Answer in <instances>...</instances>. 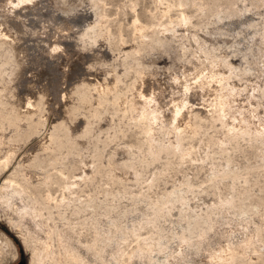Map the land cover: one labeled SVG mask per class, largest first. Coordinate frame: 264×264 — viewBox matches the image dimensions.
<instances>
[{"label":"rangeland","instance_id":"obj_1","mask_svg":"<svg viewBox=\"0 0 264 264\" xmlns=\"http://www.w3.org/2000/svg\"><path fill=\"white\" fill-rule=\"evenodd\" d=\"M1 1L0 22L19 46L20 57H24L27 62L25 69L22 68L24 74L21 70V78H18V83L16 81V90L21 96L31 85L33 91L30 93L33 95L46 87L49 91H46L47 102L54 107L50 111L44 110L43 103L37 98L33 111L35 114L27 115L21 124V132L19 130L15 135L17 147L16 143L10 147V151L15 152L13 162L10 161L6 169H0V182L5 177H11L25 189L30 202L33 199L40 204L41 216L49 220L40 232L51 236L53 247L57 246L56 233L62 231L70 241L88 244L92 249L90 255L95 260L114 256L113 264L118 258L116 264H126V258L129 257L126 255L139 246L137 248L143 249L141 264H149L150 248L156 256L170 252L169 255H159L162 264H202L201 256L205 252H213L210 250L215 251L225 242L227 225L219 224V219L220 206L226 204L227 215L233 219L235 227L245 228L246 231L242 230L251 240L245 251L238 245L236 249L234 246L233 250H238L237 253L234 251L238 254L233 260L234 264H264V136L242 134L238 137L225 136L222 140L226 128L222 127L223 131L218 120L200 117L196 110L194 113L197 116L192 118L193 127L196 128H193V134L184 132L180 146L173 148L174 151L163 149L153 155L146 142L147 136L141 130L144 121L134 119L132 109L129 110L132 108V86L139 77L145 81L143 88H147V83L154 80L165 87L169 76L180 73L181 68L188 69L190 62L196 59L205 63L208 58L218 59L223 55L234 67L235 73H232L230 81L240 87L246 86V91L250 93L253 85H262L261 88H264V63L260 62L258 54L264 49V0H167L171 8L166 13L157 10L152 0H35L33 5L29 3V7H24L25 10L21 5L19 8ZM245 4L252 12L244 11ZM183 11L189 18V29L194 33L180 28L178 16ZM94 19L93 29L89 26L84 30L82 26L94 22ZM135 20L146 27L141 33L148 35L138 32V36L134 31ZM171 28L177 30V34ZM103 32L105 36L93 43L95 36ZM63 34L69 37L65 39ZM176 35L178 38L181 36L184 47L180 46ZM57 38L62 43V49L54 53L50 51V46ZM8 45L0 42V66L12 70L16 67V57ZM133 47L137 48L134 50ZM204 47L208 49L204 50ZM62 70H65L64 74ZM110 76L115 77L117 86L114 85L104 95V100L99 96L95 98L92 79L101 81ZM71 88L74 93L72 91L73 96L69 97L68 90ZM169 89L165 91L163 101L168 100L172 90ZM84 93L87 97L90 95L89 99ZM96 99H99L100 104ZM70 101L73 103H70L72 112L70 110V115L67 113L69 118L66 114L65 120L72 122L70 131H66L65 122L62 123L65 126L61 124V109ZM91 102L97 107L91 106ZM118 103L120 106L122 104L119 108ZM74 104L77 111L73 110L76 109ZM258 106L259 113L264 114V106ZM199 107H202L201 104ZM5 112V107L0 106V114L4 115ZM72 113H75L73 117ZM1 126L8 130L7 120H3ZM34 127L35 130L40 129L36 130L38 133ZM47 131L53 135L52 150L38 149L29 165H25V168L18 165L20 156L43 138ZM4 149L0 156L7 152ZM24 171L28 172L29 178ZM83 171L88 172L87 176ZM131 172L135 174L133 178ZM179 185H182V189ZM225 200L231 202L229 206ZM10 208L6 205L2 207L3 217L0 216V264H15L21 259L29 264L30 248L38 245L37 234L19 222L29 246L27 248L15 229L8 224L16 220ZM231 214L237 216L232 217ZM132 218L134 220L131 221ZM105 235L108 239H105ZM181 242L180 247L178 245ZM115 252H119L118 256ZM86 257L87 254L85 257L83 255L84 260ZM172 258L175 261H171ZM42 264H52V261L47 258ZM91 264L97 263L94 261Z\"/></svg>","mask_w":264,"mask_h":264},{"label":"bare ground","instance_id":"obj_2","mask_svg":"<svg viewBox=\"0 0 264 264\" xmlns=\"http://www.w3.org/2000/svg\"><path fill=\"white\" fill-rule=\"evenodd\" d=\"M40 1V0H39ZM154 1L155 7H157V10L159 9L161 12H168L170 7V3L167 0H152V2ZM180 2V0H178ZM177 1V2H178ZM185 1V0H184ZM181 1V2H184ZM245 1V0H243ZM3 4H12L14 6H19L21 5V7H23V9L25 10V8L28 6L29 7V3H31L33 5V2H35V0H2L1 1ZM174 2V1H173ZM180 5H182V3H179ZM221 2V1H220ZM225 2V1H224ZM186 3V2H185ZM195 3V2H194ZM227 3V2H226ZM225 3V4H226ZM2 4V5H3ZM30 4V5H31ZM90 4V3H89ZM88 4V5H89ZM94 4V2H93ZM173 4V3H172ZM171 4V6H172ZM177 4V3H176ZM177 4V5H178ZM199 4V3H198ZM222 4V2H221ZM31 5V6H32ZM37 4H35L36 6ZM133 5V4H132ZM13 6V7H14ZM90 6V5H89ZM94 6V5H92ZM179 6V5H178ZM184 6V4H183ZM225 6V5H224ZM227 6V5H226ZM246 6V4H245ZM250 6V5H249ZM4 7V6H3ZM5 7H8L7 5ZM10 7V6H9ZM25 7V8H24ZM33 7V6H32ZM180 7V6H179ZM2 8V7H1ZM20 8V6H19ZM174 8V7H173ZM185 8V7H184ZM243 8V7H241ZM15 9V8H14ZM180 9V8H178ZM238 9V8H237ZM244 9V8H243ZM8 10V9H7ZM226 10V9H225ZM228 10V9H227ZM226 10V11H227ZM247 10H250L252 12L251 8H247V6L245 7V12ZM258 10V9H257ZM179 11V10H178ZM233 10H231L232 12ZM238 11V10H237ZM241 11V9L239 10ZM238 11V14H239ZM243 11V10H242ZM243 11V12H244ZM256 11V9H255ZM9 11H7L8 13ZM229 12V11H228ZM242 12V13H243ZM20 13V12H19ZM18 13V14H19ZM154 13V12H153ZM157 13V12H156ZM163 13V14H164ZM237 13V12H236ZM241 13V12H240ZM254 13V10H253ZM257 13V12H256ZM259 13V12H258ZM257 13V14H258ZM11 14V13H10ZM152 14V13H151ZM216 14V13H215ZM228 14V13H227ZM231 14V13H230ZM261 14V13H260ZM217 15V14H216ZM215 15V17H216ZM225 15V14H224ZM229 15V14H228ZM233 14H231L232 16ZM262 15V14H261ZM24 16V15H23ZM154 16V15H153ZM241 16V14H240ZM7 17V16H6ZM10 17V16H9ZM136 17V16H135ZM180 19V25L182 28V30L187 31V29H189L190 27V23H189V18L188 16L185 14V12H181L180 16H178ZM218 17V15H217ZM216 17V18H217ZM226 17V16H225ZM224 17V18H225ZM230 17V16H229ZM228 17V19H229ZM221 19V17H219ZM232 18V17H231ZM264 18V17H262ZM134 19V18H133ZM132 19V20H133ZM136 19V18H135ZM215 19V18H214ZM219 19V21H220ZM226 19V18H225ZM139 20V19H138ZM218 20V18H217ZM177 21V20H176ZM92 22V23H91ZM179 22V21H178ZM91 23V24H90ZM93 23H95V19L94 22L90 21L89 23H85L83 29L85 30V28L87 27H91L93 29ZM134 24V28L136 31V33L138 34V32L141 33V31H143V29H146V27L144 25H142L140 22L136 21L133 22ZM81 25V24H80ZM79 25V26H80ZM83 25V24H82ZM97 25V23L95 24ZM147 25V24H146ZM76 26V25H75ZM74 28L77 29V26ZM101 26V25H99ZM161 26V25H159ZM165 26V25H164ZM173 26V25H172ZM179 25L177 24V27ZM6 27V26H5ZM102 27V26H101ZM133 27V26H132ZM145 27V28H144ZM173 28V27H172ZM171 28V29H172ZM179 28V29H180ZM194 28V27H193ZM191 27V29H193ZM198 28V27H197ZM80 29V28H79ZM161 29V28H160ZM167 29V28H166ZM165 29V30H166ZM169 29V28H168ZM195 29V28H194ZM87 30V29H86ZM95 30V29H94ZM100 30H103L100 28ZM155 30V28H154ZM164 30V31H165ZM170 30V29H169ZM168 30V31H169ZM190 30V29H189ZM196 30V29H195ZM82 31V30H81ZM107 31V30H106ZM171 31V30H170ZM173 31V29H172ZM175 31L177 32V30H174L173 32L175 33ZM192 31V30H190ZM98 32V31H97ZM193 32V31H192ZM139 33V34H140ZM194 33V32H193ZM196 33V32H195ZM69 34V33H68ZM86 34V33H85ZM107 34V33H105ZM138 34V36H139ZM142 35H144V33H141ZM177 34V33H175ZM174 34V35H175ZM65 35V39L66 38V34ZM141 35V37H142ZM148 35V34H145ZM144 35V36H145ZM179 35V34H178ZM178 35H176L177 39L180 40V46L184 47V41L183 39L181 40L180 37L178 38ZM258 35V34H257ZM60 36V35H59ZM62 36V35H61ZM104 32L103 33H98L97 36H95V38L93 39V43H97L96 41L99 40V38L101 39V37H104ZM143 36V37H144ZM173 36V35H172ZM253 36V35H252ZM64 37V36H63ZM69 37V35L67 36ZM174 37V36H173ZM60 38V37H58ZM54 39L52 41L51 44V49L50 51H54L58 52L60 51V49H62L61 45L62 43L59 41V39ZM196 38V37H195ZM258 38V37H257ZM104 40L106 38H103ZM102 39V41H104ZM140 39V38H139ZM176 40V39H175ZM256 40V39H255ZM62 41V40H61ZM100 41V40H99ZM0 42L9 44L11 46V48L13 49L14 53H15V57H16V67H14V69L12 70H6L3 67L0 66V106H4L6 112L4 113V115L0 114V153L2 152V150L4 148H6L7 152L5 154H3L2 156H0V169H6V167L10 164V161H12V157L14 156L13 151H10V147L12 145H14L16 143V136L21 128V124L23 122H25L24 120L26 119L27 115H29L30 113L32 114L33 111L35 112L34 108H35V103L37 101V98L39 97L40 101L43 103L44 106H42L43 108H45L44 110H48L50 111L52 109V106L47 102V94L46 93V87L41 88L39 90V92L37 93H33V95H31L33 90L31 89V85H28L26 88V91L28 92H24V94H22L21 96L18 94L16 88V81L18 80V78L22 75L21 73L24 74V71L22 70V68L25 67V63L26 59H24V57H20L22 56L21 54L19 55L20 51L18 49L19 46L16 45L14 38L9 35L6 31V29L2 26V23L0 22ZM48 42V41H47ZM258 42V41H257ZM49 44V45H50ZM257 44V43H256ZM8 45V46H9ZM47 46V45H46ZM135 46V45H132ZM187 46V45H186ZM252 46V45H251ZM132 48V47H131ZM134 48V47H133ZM137 48V47H135ZM134 48V50H135ZM208 49L204 47V50ZM46 50V49H45ZM49 50V49H48ZM131 50V49H130ZM184 50V49H181ZM202 50V48H201ZM260 50V49H259ZM137 51V50H136ZM135 51V53H136ZM133 52V51H131ZM130 52V53H131ZM206 53L208 51H205ZM212 52V51H211ZM50 53V52H49ZM210 54V52H208ZM93 54V53H92ZM257 54V53H256ZM260 55V62L264 63V49H262L259 53ZM122 55V53H121ZM120 55V56H121ZM125 55V54H124ZM185 55V54H184ZM202 55V54H201ZM204 55L206 56L207 54L204 53ZM213 55V54H212ZM211 55V56H212ZM93 56V55H92ZM96 56V54H95ZM204 56V58H205ZM210 56V55H209ZM216 56V55H215ZM258 56V55H257ZM124 57V56H123ZM218 57V56H216ZM223 57V55H222ZM221 56L218 59H209L207 56L206 58H208L206 60L205 63H202L201 61H197L193 60L190 62V65H188V69H182L180 70V73H173L171 76H169V78L167 79V82L165 83V87H162L161 84L159 83V81H151L148 84L147 88H143V85L145 83L143 77H139V79L133 84V89H132V96H131V106L130 107V111L132 109V116L134 117V119L136 118L137 120H143L144 121V125H143V130L144 133L146 134V138L148 139V144H149V148L150 151L153 155H156L160 150L162 151L163 149H166V151L173 149L175 147H178L179 143H180V139H181V135H185L183 134L184 132H191L193 134L194 130H193V125L194 123L192 122V118L195 115V111L197 110V114L199 113L200 117L203 118H210V119H215L218 120V122H220V126L222 129V127L226 128V134H222L225 136H229V137H238L239 135L242 134H251L256 136L262 135L264 136V114H260L259 111L257 110V106L258 105H262L264 106V88H261V86L259 85H253L252 88V92H248L246 91V86L244 87H240L236 84H234L232 81H230V77L231 75H233L232 73L234 72V67L227 61L225 60V56L222 58ZM184 58V56H183ZM94 59V58H93ZM185 60V59H184ZM187 60V59H186ZM2 63V61L0 62ZM185 63V62H184ZM4 64V63H3ZM260 66V64H259ZM6 67V66H5ZM184 68V67H183ZM25 69V68H24ZM21 70L23 72H21ZM190 70V71H189ZM21 72V73H20ZM62 73H65V70H62ZM235 73V72H234ZM264 73V72H262ZM21 74V75H20ZM140 75V73L138 74ZM141 76V75H140ZM21 78V77H20ZM26 78V77H25ZM83 78V77H81ZM80 79V78H79ZM78 79V80H79ZM85 79V78H84ZM91 79V78H90ZM137 79V78H136ZM21 80V79H20ZM82 80V79H81ZM80 80V81H81ZM94 80L93 85H94V90H95V98H98V96L100 98H104V95L106 93H108L113 87L114 85H116L115 83L117 81H115V77L114 76H110V78H105L102 79L101 81H97L95 78L92 79ZM100 80V79H99ZM78 81V82H80ZM89 82V83H90ZM18 83V81H17ZM261 83V82H260ZM91 84V83H90ZM132 84V83H131ZM177 86H176V85ZM92 85V84H91ZM45 86V85H44ZM77 86V85H76ZM117 86V85H116ZM115 86V87H116ZM167 86V87H166ZM176 86V87H174ZM33 87V86H32ZM38 87V86H37ZM73 88V87H72ZM72 88L68 90V95L69 97H72ZM92 88V87H91ZM167 88H170L172 90H170V95L168 97L167 101H163L165 99L164 98V93L167 90ZM76 89V88H75ZM74 89V90H75ZM115 89V88H114ZM262 89V90H261ZM21 90V89H20ZM77 90V89H76ZM93 90V91H94ZM55 91V90H54ZM57 91V90H56ZM81 90H79L80 92ZM86 91V90H85ZM84 91V92H85ZM49 92V91H47ZM76 92V91H75ZM78 92V91H77ZM83 92V90H82ZM89 92V91H88ZM114 92V90H113ZM116 92V91H115ZM74 93V91H73ZM81 93V92H80ZM59 94V93H58ZM64 94V93H63ZM85 94V93H84ZM83 94V95H84ZM87 94V91H86ZM85 94V95H86ZM90 94V93H89ZM167 94V93H166ZM175 94V95H174ZM66 95V94H65ZM82 95V96H83ZM93 95V94H92ZM108 95V94H107ZM120 94H118L117 96H119ZM242 95V96H241ZM63 96V95H62ZM81 96V95H80ZM90 96V95H89ZM88 96V97H89ZM116 96V95H115ZM121 96V95H120ZM119 96V98H120ZM168 96V95H167ZM66 97V98H69ZM87 97V95H86ZM85 97V98H86ZM87 97V98H88ZM65 98V96H64ZM86 98V99H87ZM93 98V99H95ZM106 98V97H105ZM104 98V99H105ZM116 98V97H114ZM166 98V97H165ZM72 98H69V100H71ZM83 100H85L84 98H82ZM89 99V98H88ZM103 99V100H104ZM199 99V100H196ZM61 100V99H60ZM68 100V99H65ZM64 100V101H65ZM68 100V101H69ZM91 100V97H90ZM89 100V101H90ZM97 100V99H96ZM99 100V99H98ZM97 100V102H98ZM111 100V99H110ZM114 100V99H113ZM120 100V99H119ZM118 100V101H119ZM123 101V99H121ZM125 100V99H124ZM63 101V102H64ZM129 101V100H128ZM51 102V101H50ZM66 102V101H65ZM100 102V101H99ZM98 102V104H100ZM111 102V101H110ZM115 102V101H114ZM114 102H112V104L114 105ZM120 102V101H119ZM70 103H72L71 101L69 103H65L63 105V109H61V113H63V120L61 121V124L63 122H65L66 131H70L71 129V123L72 120L70 122H67L66 119V114L70 112ZM92 103V102H91ZM103 103H106V101H104ZM117 103V102H116ZM123 103V102H121ZM129 103V102H128ZM53 104V103H52ZM73 104V103H72ZM88 106H90L89 103H87ZM86 104V105H87ZM109 104V103H108ZM107 104V105H108ZM125 104V103H123ZM199 104H201L202 107H199ZM41 105V104H40ZM62 106V103L60 104ZM75 105V104H74ZM73 105V106H74ZM93 105V103L91 104V106ZM105 105V104H103ZM118 108H119V103L117 104ZM129 105V104H127ZM39 106V105H38ZM37 106V107H38ZM87 106V107H88ZM90 106V107H91ZM95 107H97V105H93ZM122 106V104H121ZM120 106V107H121ZM36 107V108H37ZM54 107V106H53ZM72 107V106H71ZM76 107V105H75ZM94 107V108H95ZM99 107V106H98ZM101 107V106H100ZM116 107V106H113ZM259 107V106H258ZM89 108V107H88ZM104 108V106L102 107V109ZM108 108V106H107ZM93 109V108H92ZM123 109V108H122ZM37 110V109H36ZM54 110V109H53ZM74 111H77V107L76 109H73ZM100 110V109H97ZM118 110V109H117ZM125 110V109H124ZM73 111V112H74ZM103 112V110H100V112ZM55 112V111H54ZM72 112V110H71ZM264 112V111H262ZM46 113V111H45ZM94 113V112H93ZM35 114V113H33ZM103 114V113H102ZM43 115V114H42ZM45 115V114H44ZM43 115V116H44ZM70 115V113H69ZM73 115H75V113H72V117ZM131 115V114H130ZM68 116V114H67ZM77 116V115H76ZM131 116V117H132ZM197 116V115H195ZM198 116V119H199ZM29 117H32V115H30ZM71 117V118H72ZM132 117V118H133ZM44 118V117H43ZM41 118V119H43ZM69 118V116H68ZM31 118H29L28 121H30ZM133 119V120H134ZM195 119V117H194ZM3 120H7L9 127L8 130H5L3 128V126H1V122ZM45 120V119H43ZM26 121V122H28ZM69 121V120H68ZM142 121V122H143ZM204 121V120H202ZM210 121V120H209ZM213 121V120H211ZM37 122V121H36ZM137 122V121H136ZM141 122V123H142ZM216 122V121H215ZM40 123H42L40 121ZM37 123V124H40ZM140 123V121H139ZM196 123V122H195ZM213 123V122H212ZM4 124V123H3ZM31 124V123H30ZM36 124V125H37ZM32 125V124H31ZM63 126H65L64 124H62ZM85 125V124H84ZM142 125V124H141ZM5 126V125H4ZM30 126V125H29ZM38 127H40L39 125H37ZM53 126V125H52ZM195 126V125H194ZM32 127V126H31ZM37 127V128H38ZM86 127V125H85ZM36 127H34L35 130ZM31 129V128H30ZM50 129V128H49ZM54 129V128H53ZM196 129V128H194ZM37 130V129H36ZM35 130V131H36ZM40 130V129H38ZM37 130V131H38ZM52 130V128H51ZM223 130V129H222ZM25 131V130H24ZM31 131V130H30ZM33 131V130H32ZM36 131V132H37ZM193 131V132H192ZM224 131V130H223ZM21 132V130H20ZM26 132V131H25ZM34 132V133H36ZM51 132V131H50ZM49 131H47V133L45 134V136L43 138H40V140L34 144H32V147H30V149L28 151H26V153H24L22 156H20L19 160H18V165L20 166H24L25 165H29V163H31L33 161V158L35 157L37 150L41 148H46L44 150H47V148H51L52 150V136L51 133ZM17 133V134H16ZM38 133V132H37ZM20 134V133H19ZM53 134V133H52ZM190 134V133H188ZM23 135V133H22ZM31 135V133H30ZM29 135V137H30ZM33 135V134H32ZM144 135V134H143ZM18 137V136H17ZM23 137V136H22ZM27 139H28V135H26ZM33 137V136H31ZM36 137V135H35ZM261 137V136H260ZM19 138V137H18ZM17 138V139H18ZM220 138V139H221ZM227 138V137H226ZM259 138V137H258ZM224 138H222L223 140ZM229 139V138H228ZM24 140V139H23ZM26 140V138H25ZM51 140V142H50ZM219 140V139H218ZM226 140V139H225ZM29 140L26 141V143ZM24 142V141H23ZM218 142V141H217ZM223 142V141H222ZM225 143V142H224ZM19 144V143H18ZM22 144V143H20ZM221 144V141L220 143ZM223 145V144H222ZM54 146V144H53ZM180 146V145H179ZM221 146V145H220ZM17 147V143L16 146ZM14 147V148H15ZM148 147V146H147ZM54 148V147H53ZM148 148V149H149ZM13 149V148H12ZM168 149V150H167ZM178 149V148H176ZM186 149V148H185ZM5 150V149H4ZM50 150V149H49ZM174 151V149H173ZM183 151V150H182ZM181 151V152H182ZM190 151V150H189ZM176 152H180L177 151ZM4 153V152H3ZM115 153V152H114ZM172 153V152H171ZM174 153V152H173ZM184 153V152H183ZM190 154V153H189ZM188 154V155H189ZM183 155V154H182ZM187 156V155H186ZM13 162V161H12ZM11 162V163H12ZM1 171V170H0ZM4 171V170H3ZM2 172V171H1ZM25 172V171H24ZM84 173V171H83ZM88 173V172H87ZM86 172L84 173L85 175L87 174ZM132 173V172H131ZM134 173H132V178L134 177ZM25 176L28 177V172H25ZM47 176V175H46ZM45 176V177H46ZM87 176V175H86ZM35 177V176H34ZM82 177V176H81ZM116 177H120L117 176ZM29 178V177H28ZM39 178V177H38ZM38 178H35L36 180ZM84 178V177H83ZM87 178V177H86ZM131 178V177H130ZM76 179V178H75ZM80 179V178H79ZM43 180V179H42ZM45 180V178H44ZM38 181V180H37ZM71 182V181H70ZM74 182V181H73ZM70 185V184H69ZM185 185V184H184ZM68 186V185H67ZM180 186V185H179ZM182 186V185H181ZM180 186V187H181ZM72 188V187H71ZM182 189V187H181ZM25 190V189H24ZM23 190V188L19 185V183H17L14 179H11V177H5L3 178V180L0 182V216L3 215L2 213V207H4L6 205V207H11L14 214L16 215V220L14 219V221H9L8 224L11 228L15 229L16 233L19 235V238H21V241H24L26 247H27V242L24 236V233L21 232L20 230V223H23V225L29 229L34 231L37 235H36V243L38 244L37 246H35L34 248H30V256H29V264H42L44 262V260L47 258H49L52 261V264H91L94 261H96L97 264H113V257H109L108 259H104V258H99L95 260V258L91 257L90 254H92L90 252V249L86 244L81 245L80 243H74L72 241L69 240V238H67L65 236L66 233L59 231L56 233L55 236H57V246L53 247L52 245V240H51V236H48L46 233H41L42 230L45 227V223H47L46 217H43V215L41 216V211H40V207L38 205L37 202H34L32 199V202H30L28 200V196L26 195L27 193ZM71 190V189H70ZM174 190V189H173ZM27 191V190H26ZM178 191V190H177ZM173 192V191H171ZM62 199V197H61ZM183 199V197H182ZM65 200V199H64ZM229 200V199H228ZM36 201V200H35ZM138 201H140L138 199ZM149 201V200H147ZM182 201V200H181ZM231 201V200H229ZM60 202V201H59ZM58 202V203H59ZM120 202V201H119ZM133 202V201H129ZM142 202V201H141ZM144 202V201H143ZM186 201H184L185 203ZM227 201L225 200V203ZM57 203V204H58ZM63 204V201L61 200V202ZM125 203V202H124ZM123 203V205H124ZM128 203V204H129ZM151 203V202H150ZM158 203V202H157ZM187 203V202H186ZM221 203V202H220ZM224 203V202H223ZM224 203V204H225ZM228 206L230 205L229 203L231 202H227ZM120 204V203H119ZM132 204V203H131ZM134 204V203H133ZM145 204V203H144ZM148 204V203H147ZM155 206L156 203L154 202ZM159 204V203H158ZM222 204V203H221ZM122 205V206H123ZM146 205V204H145ZM144 205V206H145ZM188 205V204H187ZM226 205V204H225ZM225 205H221L220 206V222L221 225H227L226 227V238H225V242L222 246H220L218 249L214 250H210L213 252H205V254L201 257H203L201 263L202 264H234V259L235 257L238 255L236 254L238 250H233L234 246L238 245V248H242L245 251V247H247L248 243L251 241L248 237H246L245 235V228L239 229L237 227H235V225L233 224V219L227 215L226 212V207ZM56 206V204H55ZM62 206V205H59ZM58 206V208H59ZM120 206V207H122ZM154 206V205H153ZM154 206V207H155ZM117 207V206H116ZM127 207V206H126ZM125 207V209H127ZM130 207V206H129ZM133 207V206H132ZM131 207V208H132ZM148 207V206H146ZM159 207V205H158ZM189 207V206H188ZM10 208V209H11ZM57 208V206H56ZM190 208V207H189ZM6 209V208H5ZM9 209V208H8ZM54 209V208H53ZM118 209H120L118 207ZM218 209V208H217ZM188 210V208H187ZM186 210V211H187ZM190 210V209H189ZM219 210V209H218ZM9 212V211H8ZM124 212V211H121ZM188 213V212H187ZM190 214V213H189ZM229 214V213H228ZM219 215V214H218ZM235 215V214H231ZM189 216V215H187ZM237 216V215H235ZM3 217V216H2ZM142 217V214H141ZM190 217V216H189ZM234 217V216H232ZM1 218V217H0ZM140 218V216H139ZM138 218V219H139ZM156 218V217H155ZM192 218V217H191ZM100 219V218H99ZM134 219H137L134 218ZM133 218L131 219L134 220ZM142 220V218H140ZM195 219V217L193 218ZM236 219V217H235ZM234 219V220H235ZM62 220V219H61ZM144 220V217H143ZM152 220V219H151ZM157 220V218H156ZM159 220V219H158ZM197 220V219H196ZM218 220V221H219ZM64 221V220H63ZM155 221V220H154ZM160 221V220H159ZM157 221V222H159ZM162 221V220H161ZM65 222V221H64ZM195 222V221H194ZM66 223V222H65ZM62 224V223H61ZM155 224V222H154ZM197 224V222L195 223ZM47 225V224H46ZM68 225V224H67ZM98 225V223H97ZM100 225V224H99ZM157 225V224H156ZM66 226V225H65ZM104 226V225H103ZM162 226V225H161ZM164 226V225H163ZM182 226V224H181ZM240 226V225H239ZM62 227V226H61ZM100 227V226H99ZM185 227V226H184ZM188 227V226H187ZM67 228V227H66ZM98 228V227H96ZM103 228V227H102ZM248 228V227H247ZM54 230V228H52ZM62 229V228H61ZM99 229V228H98ZM59 230V229H58ZM182 230H184V228H182ZM185 230H187L185 228ZM41 231V232H40ZM55 231V230H54ZM54 231L52 232L54 235ZM98 231V230H97ZM97 231H95L97 233ZM100 231V230H99ZM98 231V232H99ZM104 232V231H103ZM109 232V231H108ZM159 232V231H158ZM255 232V231H253ZM258 232V231H256ZM99 234V233H98ZM98 234H96L97 236H99ZM103 235V233H101ZM107 234V233H106ZM173 234V233H172ZM175 234V232H174ZM256 234V233H255ZM255 234H253L255 236ZM51 235V234H49ZM176 235V234H175ZM178 235V234H177ZM106 236V237H105ZM105 239L107 238V235H105ZM183 236V235H182ZM258 236V235H257ZM101 237V236H100ZM103 237V236H102ZM110 237V236H109ZM187 237V236H185ZM160 238H163L162 236ZM180 238V237H179ZM178 238V239H179ZM54 239V240H56ZM104 239V238H102ZM252 239V238H251ZM101 240V238H100ZM160 241V239H158ZM182 241V239H180ZM186 240V238H185ZM253 240V239H252ZM173 241V240H172ZM187 241V240H186ZM189 241V240H188ZM174 242V241H173ZM175 242H176V238H175ZM179 242V241H178ZM183 242V241H182ZM179 244L178 246L182 245ZM157 244H160L157 242ZM177 244V243H176ZM186 244V242L184 243ZM250 244V243H249ZM91 246V245H90ZM160 246V245H159ZM29 247V246H28ZM27 247V248H28ZM105 247V246H104ZM136 248L131 251L130 255H126L129 256L128 261L126 264H141L140 258L141 256H143V249L141 250L140 248H137L139 246H135ZM181 247V246H180ZM184 247V246H183ZM55 248V249H54ZM148 248V247H147ZM237 248V246L235 247V249ZM240 248V249H241ZM118 249V247H117ZM117 249H115L114 251H116ZM152 250V248H150ZM150 249L148 250V259H149V264H162V261H160L159 259V254L158 256L154 255ZM180 249V248H179ZM241 249V250H242ZM101 250V249H100ZM99 250V251H100ZM121 250V249H120ZM113 251V252H114ZM154 251V250H153ZM236 253H235V252ZM243 251V252H244ZM253 251V250H252ZM98 252V251H97ZM102 256H103V249H102ZM100 252V253H101ZM112 252V253H113ZM120 252V251H119ZM117 252V253H119ZM146 252V251H145ZM167 252V251H166ZM164 252L163 254L165 255ZM116 253V252H115ZM114 253V254H115ZM116 253V254H117ZM170 253V252H168ZM168 253H166L167 255H169ZM239 253V252H238ZM240 253H242L240 251ZM85 254L88 255V258L86 260H84L83 255L85 257ZM98 254V253H97ZM96 254V255H97ZM115 254V255H116ZM123 254V253H122ZM120 254V255H122ZM157 254V253H156ZM161 254V256L163 255ZM95 255V256H96ZM112 255V254H111ZM166 255V256H167ZM243 255V254H242ZM94 256V257H95ZM98 256V255H97ZM118 256V254H117ZM146 256H147V252H146ZM116 258V256H115ZM163 258V257H162ZM166 259V257H164ZM171 258V256H170ZM169 258V259H170ZM119 259V258H118ZM117 259V260H118ZM164 259V260H165ZM115 264H116V261ZM174 259L172 258L171 261H173ZM124 261V260H123ZM168 261V260H167ZM175 261V260H174ZM119 263V262H118ZM122 263V261H121ZM143 263V262H142ZM176 263V262H175ZM173 263V264H175ZM120 264V263H119ZM164 264V263H163ZM168 264V263H166ZM172 264V263H171Z\"/></svg>","mask_w":264,"mask_h":264},{"label":"water","instance_id":"obj_3","mask_svg":"<svg viewBox=\"0 0 264 264\" xmlns=\"http://www.w3.org/2000/svg\"><path fill=\"white\" fill-rule=\"evenodd\" d=\"M15 264H26L25 259H21L19 262L15 263Z\"/></svg>","mask_w":264,"mask_h":264}]
</instances>
